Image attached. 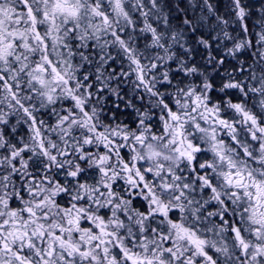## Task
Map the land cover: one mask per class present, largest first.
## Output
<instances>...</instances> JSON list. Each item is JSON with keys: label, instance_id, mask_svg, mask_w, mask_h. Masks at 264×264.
I'll use <instances>...</instances> for the list:
<instances>
[{"label": "snow or ice", "instance_id": "6c2138e0", "mask_svg": "<svg viewBox=\"0 0 264 264\" xmlns=\"http://www.w3.org/2000/svg\"><path fill=\"white\" fill-rule=\"evenodd\" d=\"M0 264H264V0H0Z\"/></svg>", "mask_w": 264, "mask_h": 264}]
</instances>
